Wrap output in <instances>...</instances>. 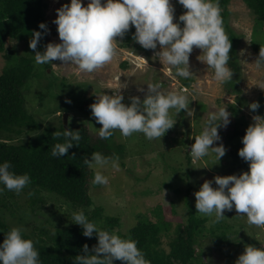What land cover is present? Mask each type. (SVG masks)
Segmentation results:
<instances>
[{
	"label": "rangeland",
	"instance_id": "rangeland-1",
	"mask_svg": "<svg viewBox=\"0 0 264 264\" xmlns=\"http://www.w3.org/2000/svg\"><path fill=\"white\" fill-rule=\"evenodd\" d=\"M46 2L45 18L49 29L40 52H43L50 42L61 43L58 26L53 21L57 19V9L65 4L70 5L71 0ZM171 2L175 8L174 23H177L179 16L186 10L177 0ZM87 3L88 0H83L85 7ZM227 11L228 16L223 22V28L228 38L232 33L236 39L230 50L227 66L231 69L230 63L233 62L240 70L238 92L230 93L228 82L220 84L213 81V71L198 60L202 51L195 47L189 58L190 71L193 73L189 78L176 77L174 68L163 66L158 58H153V50H146L137 43L131 47H122L125 37L123 40L116 38L117 55L113 61L93 73H83L76 65H63L59 60L49 63L47 77L42 72L41 78L31 83L32 89L27 94V109L41 127L37 133H42L48 126L61 125V110L66 101H71L67 104L74 105L79 104L80 98L89 99L101 93L112 95L120 92L124 96L122 102L128 105L131 102L130 97L138 96L141 100L144 99V92L139 89L146 91L148 83L159 82L163 91L187 95L189 108L194 109V114L190 117L182 110L176 115L174 109L170 110L176 124L163 137L151 141L146 139L143 133H133L125 138L119 130H114L113 141L125 144L126 152L123 158L119 159V170L110 167L101 170L108 177L107 185H92L91 180L90 196L93 205L83 210L64 203L55 195L43 192L45 202L44 205L40 203L41 221L33 226L45 223L52 231L79 226L73 223L72 213L83 210L99 228L114 231L121 238L127 239L130 230L141 219L154 223L162 220L160 225H167L161 232V248L169 254L170 244L177 237L178 227L183 231L188 225L189 214L196 203L194 193L199 191L205 180H214L216 176L239 175L249 170V164L239 157L238 152L243 147L242 134H246V129L253 123V116L264 117V65L256 64L260 48L264 46V25L258 23L255 14L244 0H231ZM180 26L183 27V24ZM30 40L31 37L23 41L9 39L6 49L13 51L18 57L29 58L32 52L35 55V51L29 46ZM159 50L158 45L155 51ZM5 54H0V76L8 66ZM46 65L35 63L37 69L46 70ZM55 77L56 87L46 91L44 86H48ZM115 77L118 79L114 80ZM188 79L191 83L185 85L184 80ZM252 103L260 105L255 112L249 107ZM232 105L238 107L237 114L233 112ZM221 106L230 113L231 122L226 128L218 129L221 140L213 147L223 144L226 154L220 162L215 153L194 160L190 155L194 137L206 126L209 115L217 112ZM85 110H71L68 126H86L92 138L98 139V130L102 125L96 122L90 107ZM236 131L240 132L237 137L234 136ZM32 133L21 134L11 143L26 142ZM91 170L95 172V169ZM213 187L217 185L213 183ZM9 192L14 194L13 201L18 202L20 208L6 201L9 209L7 206V209H2L6 222L13 227L22 226L27 234H35L30 220L27 221L28 218L22 216V213L31 211L33 199L28 198L24 189L19 195L14 191ZM1 198L4 199V195H1ZM224 215L226 219L213 223L212 218L196 213V217L205 220L197 229L194 247L195 255L200 257L201 264H235L246 245L264 248V226L248 224L247 217L237 213L235 209L231 212L225 211ZM22 218L25 221H22ZM110 219H118L119 224L111 226Z\"/></svg>",
	"mask_w": 264,
	"mask_h": 264
},
{
	"label": "clouds",
	"instance_id": "clouds-1",
	"mask_svg": "<svg viewBox=\"0 0 264 264\" xmlns=\"http://www.w3.org/2000/svg\"><path fill=\"white\" fill-rule=\"evenodd\" d=\"M177 2L186 11L179 16V22L174 23L175 8L171 0H88L86 7L83 0H71L70 5L57 9V19L53 21L58 26L61 43L50 42L43 52L36 51L42 33H32L29 46L35 51V63L44 65L59 60L63 65H76L83 73H93L113 61L117 55L116 38L123 40L130 27H134L133 41L146 50H153V58H158L163 66L174 68L176 77L193 75L189 58L195 47L202 51L198 60L213 71L214 82L231 81L234 72L227 65L232 44L223 28L218 0ZM39 28L48 31L45 23ZM158 45L160 50L155 51ZM256 64L264 65V46L260 48ZM146 85V91L139 89L144 92V99L130 97L128 105L122 102L124 96L120 92L95 96V102L89 107L96 122L102 125L98 130L101 139L107 140L114 130H119L125 138L139 132L151 141L163 137L176 124L170 110L174 109L176 115L183 110L193 116L194 109L189 108L187 95L163 91L159 82ZM249 107L255 112L260 105L252 103ZM229 117L230 113L223 106L209 115L206 126L194 137L195 142L190 148L194 160L215 153L220 162L225 156L223 144L213 145L221 140L218 129L230 124ZM252 119L253 123L242 138L243 147L238 152L239 157L249 164V170L239 175L205 180L194 193L196 213L212 218L213 223L226 219L225 211L235 209L247 217L248 224L264 226V117L255 115ZM61 136L64 142L51 148V155L55 158L65 157L69 149L79 146L81 140L80 131L65 129L62 133L55 131L52 138ZM84 164L95 169L93 183L99 185L109 182L101 170L109 167L119 170L120 167L118 155L105 156L100 152H93L90 159H84ZM12 167L11 162L0 163V185H3L0 194L6 189L19 195L31 183L29 174H16L11 171ZM213 183L217 187H213ZM72 220L83 228L85 237L95 235L98 240L91 252L85 244L83 254L75 257L74 264H113L115 260L123 264H151L138 248L137 241L99 228L95 222L89 221L83 210L73 212ZM25 231L22 226L12 227L5 234L0 244V264H41L35 242L25 238ZM235 264H264V248L246 245Z\"/></svg>",
	"mask_w": 264,
	"mask_h": 264
},
{
	"label": "trees",
	"instance_id": "trees-1",
	"mask_svg": "<svg viewBox=\"0 0 264 264\" xmlns=\"http://www.w3.org/2000/svg\"><path fill=\"white\" fill-rule=\"evenodd\" d=\"M46 1L0 0V54L6 53L5 56L8 61V66L0 76V163L11 162L13 166L11 171L16 174L27 173L31 177V183L24 188V191L28 198L33 199L31 203L33 207L31 211L22 213V216L28 218L27 221L30 220L32 229L35 230L33 235L25 232V238L32 239L35 242V247L40 253L41 264H74L75 257L83 254L85 244L88 245L91 252L92 247L98 243L96 236L94 235L92 238L85 237L81 226L55 229L54 231L48 229L45 223L33 226L34 223L41 221L39 215L42 213V205L45 202L42 193L47 192L55 195L72 207L83 210L91 207L93 201L90 196V185L91 180L94 179V172L84 164V159H90L93 152H100L105 156L116 154L121 159L127 147L125 144H118L113 141L114 134L107 140L100 137L93 139L86 126L69 125V130L80 131L79 146L69 149L65 157L55 158L51 155V148L56 143H63L64 138L63 136L59 139H53L52 137L55 131L61 133L64 131L63 121H61V125L48 126L42 133H37L41 127L27 109V94L32 89L31 83L35 79H40L43 73L47 77L46 72L50 69V65H46V70L43 68L37 69L33 52L29 58L18 57L13 51L6 49V43L9 39L19 41L26 40L28 37L32 39V33L40 31L42 39L37 50L42 51L47 32L40 29L39 25L45 23L47 29H49L45 18ZM230 1L218 0L223 22L228 16L227 6ZM244 2L255 14L258 23L261 26L264 25V0H244ZM134 33L135 28L130 27L129 32L125 35V43L122 44V47L127 48L136 44L132 39ZM229 41H231L232 46L236 41L232 33ZM230 64L234 76L228 82V91L233 93L238 92L240 70L236 63L232 62ZM52 76L54 75L52 74ZM184 83L189 85L191 81L189 79L184 80ZM56 85L57 78L55 77V80L50 81V84L44 86V88L49 91ZM95 98L94 96L89 99L86 97L80 98L79 104L75 103L74 105L65 102L61 111L63 114H70L74 108L84 111L95 102ZM238 100L242 101V99ZM231 108L235 114L239 112L238 107L232 105ZM61 111L59 110V112ZM31 133L32 135H29L26 142L11 143L15 137ZM239 135V131L234 133L236 137ZM73 143L76 142L73 141ZM92 185L95 184L92 183ZM0 187H3V185H0ZM1 195H4V199L1 198ZM13 198L14 194L6 189L3 194H0V244L3 243L5 234L13 227L4 218L5 212L2 209H7V207L9 209L6 201L18 209L20 208L18 202H14ZM23 218L22 221H25ZM88 219L92 222L90 218ZM204 222L205 220L196 217L195 207H192L188 225L183 231L178 227L177 237L170 244L171 251L169 254L161 248V232L167 225L164 223V227H162L160 225V223H163L162 220L154 223L147 219H141L130 230L127 239L138 242V248L142 250L145 258L151 264H201L200 257L195 255L194 247L197 229ZM109 224L111 226L118 225L119 220L110 219ZM113 264H123V262L115 260Z\"/></svg>",
	"mask_w": 264,
	"mask_h": 264
},
{
	"label": "water",
	"instance_id": "water-1",
	"mask_svg": "<svg viewBox=\"0 0 264 264\" xmlns=\"http://www.w3.org/2000/svg\"><path fill=\"white\" fill-rule=\"evenodd\" d=\"M68 116H69L68 114H64L63 116L64 127L66 130H69L68 129Z\"/></svg>",
	"mask_w": 264,
	"mask_h": 264
}]
</instances>
